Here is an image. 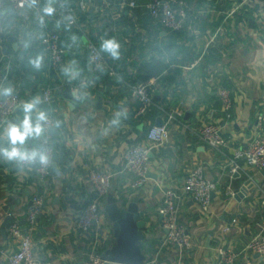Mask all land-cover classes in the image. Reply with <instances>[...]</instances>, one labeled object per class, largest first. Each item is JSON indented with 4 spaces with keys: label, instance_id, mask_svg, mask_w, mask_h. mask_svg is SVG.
<instances>
[{
    "label": "crops",
    "instance_id": "crops-1",
    "mask_svg": "<svg viewBox=\"0 0 264 264\" xmlns=\"http://www.w3.org/2000/svg\"><path fill=\"white\" fill-rule=\"evenodd\" d=\"M48 1L31 0L24 9L25 14L18 15L11 10L7 0H0L3 22L11 29L10 36L15 35L19 43L14 55H21L26 41L28 51L40 54L36 65L39 69L45 66L49 69L48 54L36 39L47 27L54 26L44 11ZM68 1L71 2L65 0ZM138 1L145 3L149 0ZM233 1L219 0L220 8H211L208 4L209 10L204 17L212 14L210 23L224 17L216 29L204 31V17H201L200 23L197 22L200 25L191 24V29L187 30L189 38L185 40L190 54L183 64L173 65L180 67L182 73H173V78L166 81L153 76L158 80L155 103L139 119L134 116L138 101L130 89L138 68L136 64L141 62L139 51L130 56L115 57L112 62L107 57V62L116 68L121 61L126 62L125 66L121 65L122 72L117 69L119 75L107 74L108 70L96 73L89 59L87 41L103 40L101 29L104 27L107 31L122 33L127 25H133L137 32L143 34L141 40L144 43H161V37L155 39L153 25L146 24L147 19L151 20L146 9H125L124 17L117 18L124 21L120 25L104 20L95 25L91 19L100 17L101 11L93 6L87 13L88 20L84 17L83 26L78 29L79 40L72 37L76 42H67L63 67L58 71L49 69L43 73L48 81H42L38 72H28L22 66L24 81L8 88L19 89L24 104L0 128V138L6 139L0 145V245L6 253L18 248L17 240L8 232L9 224L18 220L26 230L27 208L31 198L35 193H44L46 202L33 231L35 254L43 264H86L93 231L81 232L77 222L88 203L95 200L101 205L104 203L105 197H98L88 176L90 169L102 168L114 173L110 193L116 197L123 194L127 202L137 197V203L147 210H142L139 218L150 217L143 264H217L218 248L221 246H228L238 253L231 264H264L263 255L246 248L259 231L264 216L263 195L258 188L264 172L239 160L238 171L231 173L229 163L237 149L248 145L255 132L258 114L264 112V28L259 30L257 17V11L264 4L262 1L248 0L240 12L231 15L227 12ZM226 2L229 4L224 7L222 4ZM113 7L114 13L118 4ZM248 11L251 14L245 18ZM153 24L161 29L160 36L170 32L159 22ZM212 31H217L215 46L220 47V56L205 65V56L212 48L207 50ZM131 37L124 35L125 41L119 45H125L124 42L132 46L141 43V40L135 41ZM148 50L149 55L155 52L152 47ZM47 83L57 85L58 99L53 116L58 134H51V141L55 151H59V158L55 159L51 175L40 179L34 165L22 167L8 159L6 153L14 143L11 131L16 128L24 133L25 120L29 122L31 131L24 142H40L45 135L40 117L44 112L42 88ZM220 86L232 90L234 116L226 120L218 112L216 119L229 144L211 148L201 139L198 129L210 119L212 110L219 109ZM172 111H181L182 115L169 124L168 141L152 148L149 164L152 175H149L144 186L133 187L135 174L124 167L123 153L126 147L131 143L150 145L147 139L149 128L157 121L165 122ZM37 126L39 132L36 131ZM198 163L204 165L208 177L217 181V188L208 213H204L190 196L180 198V221L194 240V247L185 249L165 242L167 229L162 223L160 207L165 191L172 188L180 193L188 171ZM155 174L159 176L156 178ZM253 182L255 184L243 199L234 196L243 185ZM102 233L104 240L99 251L104 254L113 244L107 214ZM5 259L6 255H0V264H4ZM108 264L129 263L109 261Z\"/></svg>",
    "mask_w": 264,
    "mask_h": 264
},
{
    "label": "built area",
    "instance_id": "built-area-1",
    "mask_svg": "<svg viewBox=\"0 0 264 264\" xmlns=\"http://www.w3.org/2000/svg\"><path fill=\"white\" fill-rule=\"evenodd\" d=\"M258 1H262L264 4V0ZM7 2L13 12L18 15H24V9L27 4L31 3V0H7ZM245 3H248V0H234L227 13L234 15L240 12L244 8ZM114 5L112 0H77L75 3L65 2V0H49L44 6V11L48 14L49 20L54 21L55 24L53 27H47L44 32L36 36L37 41L42 46V50L48 54L49 69L58 71L66 61V49L61 44L63 39L62 29L57 27L59 22L65 21L71 27L81 29L83 18L86 17V21L88 20L89 15L87 13L93 6L98 8L102 15L91 19L95 25L102 23L103 20L105 22L116 21L117 18L124 15L125 9L140 8L146 9L154 22H159L169 31L176 32L184 29L189 31L193 23L200 25L201 17H204L207 14L206 11L209 10L208 4L203 7H197L196 3H191L189 0H149L145 3H140L138 0H120L118 8L113 13L112 7ZM49 10L51 11L49 12ZM257 17L259 30H262L264 28V5L257 11ZM195 18H198V21ZM10 30L4 24L2 13L0 12V128L8 123L16 111L24 104L20 90L8 88L9 85L16 83L18 85L25 79V72L22 68V54L16 56L6 50L10 42ZM215 32H210L207 50L211 47H216L217 31ZM27 47L28 43L25 41L23 51ZM87 48L93 71L101 73L104 70H108L110 75H119L117 68L107 62L98 40L88 39ZM157 85L158 80L154 77L145 81H136L130 85L131 93L138 101V106L134 113L135 118L144 117L152 109L155 103ZM218 97L220 101L219 109L212 110L210 119L198 129L201 139L211 148L229 144V139L224 135L221 124L216 119L218 112L223 114L226 120H231L234 116L232 90L227 86H220ZM57 99V85L55 83L45 84L41 93V102L46 107V112L42 113V127L45 135L39 144L16 141L6 153L8 159L22 167L29 168L35 164L36 173L40 179L48 178L55 165V148L51 141L49 130L55 124L53 111ZM181 115V111H172L168 113L167 119L162 125L153 124L147 132V139L150 145L131 143L126 147L123 153L124 167L135 174L132 182L133 187H141L148 182L151 150L153 147H160L168 141L169 124ZM13 150L22 155L11 156L10 154ZM42 157L44 158L43 161ZM239 160H244L248 165L259 171L264 170V112L258 114L255 132L248 145L237 149L234 157L230 159L231 173L238 171ZM88 176L98 197H106L110 193L114 180L112 171L92 168ZM216 188L217 181L208 177L204 165L198 163L188 171L180 193H177L172 188H168L165 191L163 204L160 207L162 223L167 229L165 242L179 245L185 249L194 247L191 233L180 221L179 200L183 196H190L199 204L204 213H208L211 209ZM258 188L263 195L261 203L264 209V178L258 183ZM45 202L46 196L44 193H35L32 196L27 208L28 227L26 230L18 220H13L9 224L8 232L17 240L18 248L15 251L6 253V250L0 245V255H6L4 264H43L34 251L33 231L43 211ZM105 214L104 205L95 200L88 203L79 215L77 222L79 230L83 233L93 231L90 236L86 264L109 263V260L104 258V254L99 251V247L104 240L102 232ZM246 248L264 256V216L260 223L259 231L248 242ZM218 254L219 261L217 264H231L238 255L228 246L219 247ZM154 264L162 263L156 262Z\"/></svg>",
    "mask_w": 264,
    "mask_h": 264
},
{
    "label": "trees",
    "instance_id": "trees-1",
    "mask_svg": "<svg viewBox=\"0 0 264 264\" xmlns=\"http://www.w3.org/2000/svg\"><path fill=\"white\" fill-rule=\"evenodd\" d=\"M77 0H71L72 3H75ZM114 4H118L120 0H112ZM191 3H196L197 7H203L209 4L212 7H221V3L219 4V0H189ZM69 2V1H68ZM229 3L222 4L224 7ZM115 6V5H114ZM114 8V7H113ZM112 8V9H113ZM247 15H245V18H248L250 16V12H246ZM212 14H208L205 19L202 21V29L204 31L208 30V28L216 29L221 21L224 19L223 16H221L218 20H215L213 22H209V18H211ZM124 17V15H123ZM151 20H146V24L151 23L154 27V35L155 39L161 37L162 42L156 43V44H150V42L144 43L143 40V34L140 32H137L133 25H127L126 31L122 33H116L113 30L107 31L106 27L101 29V34H103L104 39L99 40V46L104 53V55L109 57L111 59V62L115 59V57H119L122 55L130 56L134 52L139 51L138 58L141 62L137 63L138 65L136 76L132 83L136 81H145L153 76L160 78V81H166V79L171 80L173 78L174 74H180L182 73V69L180 67H173L174 64H183L187 56L190 54V48L186 45V41L188 36V31L186 29L181 31H170L165 36H160L161 29L158 25L153 24L154 21L150 17ZM196 21H198V18H195ZM124 21L122 19H117L116 21H113V23L120 25ZM53 25L55 24L54 21L51 22ZM61 24L59 27L62 29V38L66 40L68 43L74 42L76 39L79 40V34L80 30L75 29L68 25L65 21L59 22ZM121 32V31H120ZM132 33V34H129ZM125 37L132 36V40H141V43L135 46H132L130 43H125V45H119L121 42L125 41ZM152 36V35H151ZM72 37H76L75 40L72 39ZM76 42V41H75ZM127 44H130L127 46ZM152 47L155 51L152 55H149V48ZM220 47H212L209 49L208 54L205 56V62L204 64L207 65L208 63H212L214 58L220 56ZM22 66L23 68L28 72H38L40 75V79L42 81H48L44 78L43 73L48 72V68L42 67L37 68L36 65L38 64L40 60V54H36L33 51L24 50L22 53ZM121 65L125 66L126 62L121 61ZM121 65H117V69H119L122 72ZM38 69V70H37ZM108 74V71H107ZM28 81V77L26 78ZM44 113L46 112V107L43 108ZM33 142V141H32ZM30 142V143H32ZM36 144H39L40 142L36 141L33 142ZM64 150V149H63ZM59 151L56 149L55 151V159L57 160L59 157Z\"/></svg>",
    "mask_w": 264,
    "mask_h": 264
},
{
    "label": "water",
    "instance_id": "water-1",
    "mask_svg": "<svg viewBox=\"0 0 264 264\" xmlns=\"http://www.w3.org/2000/svg\"><path fill=\"white\" fill-rule=\"evenodd\" d=\"M9 39L10 42L6 50L8 53L14 54L19 47V43L15 35H11ZM61 44L67 50V41L62 39ZM99 101L101 102V98ZM162 123L163 121H157V125H162ZM49 132L50 134H58L55 126ZM5 140V138H0V145H3ZM33 165L35 166V164ZM150 174L152 175L151 172H149ZM154 176L157 178L159 175L155 174ZM253 185L254 183L243 185L241 190L234 196L240 200L243 199L248 195L249 189ZM137 202V197L127 202L123 194H119V197H116L110 193L104 198V210L108 216L113 235V244L104 253V258L109 261L143 264V250L148 240L146 231H149L147 223L150 221V217L139 218L143 208ZM143 211L146 212L147 210L144 209Z\"/></svg>",
    "mask_w": 264,
    "mask_h": 264
},
{
    "label": "clouds",
    "instance_id": "clouds-1",
    "mask_svg": "<svg viewBox=\"0 0 264 264\" xmlns=\"http://www.w3.org/2000/svg\"><path fill=\"white\" fill-rule=\"evenodd\" d=\"M50 11L51 10H49V12ZM28 107L30 108L31 105H29ZM40 119H43V115H41ZM39 130H40L39 126H37L36 131L39 132ZM30 131H31V127L29 125V122L27 120H25V131H24V133H20V131L18 129L14 128L11 131L10 135L12 137L13 142L19 140L21 143H23L25 137L29 134ZM18 154L22 155V154L18 153L16 150H13V152L10 155L11 156H16ZM41 159L43 161L44 158L42 157Z\"/></svg>",
    "mask_w": 264,
    "mask_h": 264
}]
</instances>
